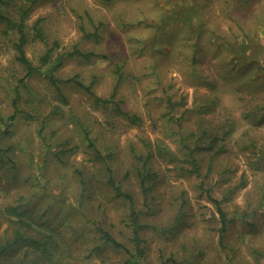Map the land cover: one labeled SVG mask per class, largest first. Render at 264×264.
Listing matches in <instances>:
<instances>
[{"label":"rangeland","instance_id":"374dc122","mask_svg":"<svg viewBox=\"0 0 264 264\" xmlns=\"http://www.w3.org/2000/svg\"><path fill=\"white\" fill-rule=\"evenodd\" d=\"M19 4L0 2V128L9 124L0 138V243L14 241L21 230L24 237L50 236L59 249L42 257L33 243L19 241L0 263L127 264L124 251L104 246L94 223L132 247L129 205L106 187L105 165L95 164L77 119L103 153H114L110 164L116 175L147 211L135 178L125 179L134 165L128 151L132 146L142 150L143 139L177 149L173 117L182 116L186 134L217 136L214 150L204 154L206 161L224 143L214 172L230 169L214 194L226 199L227 232L220 242L219 224L209 221L214 204L200 196L199 181L182 170L187 166L156 161L159 178L142 233L146 256L134 264H162L171 254L180 264H264V111H255L264 105V0H40L27 19L25 49L39 65L48 45L35 38L37 25L55 50L26 87L19 86L25 72L13 62L17 34L7 21L16 17ZM229 44L261 64L250 71L258 80L232 73V63H251L234 58ZM76 49L89 57L70 56ZM119 66L124 77L118 99L142 117L139 126L114 116L72 84L62 86L63 101L48 80L50 74L77 76L92 85L96 96L107 98ZM16 87L20 113L10 122ZM77 169L85 171L89 185L81 184ZM184 192L188 203L182 221L174 232H162L161 226L175 223Z\"/></svg>","mask_w":264,"mask_h":264},{"label":"trees","instance_id":"16d2710c","mask_svg":"<svg viewBox=\"0 0 264 264\" xmlns=\"http://www.w3.org/2000/svg\"><path fill=\"white\" fill-rule=\"evenodd\" d=\"M40 0H20V4L16 10V17L8 18L7 21L10 23L12 29L17 34L16 39L12 43V47L14 49L13 62L20 66L25 72L24 77L19 79V86L26 87V80L31 78L42 72V69L47 66L54 56L55 46L52 47L50 45V41L45 37L42 28L37 25L34 26L33 30L35 32V38L40 39L42 42H45L48 45V49L45 51L44 55L41 57L40 64L36 65L29 58L27 51L25 49L26 45L29 41V35L27 34V19L29 17L30 12L35 7L36 3ZM109 2L110 0H105ZM0 2H4V0H0ZM2 16V12L0 11V18ZM10 28H7L3 31L4 35H9ZM230 49L232 50V54L234 58L243 57L247 62L251 63L250 65L245 64L239 66L232 63V73L237 75L239 78L256 79L258 77L254 75V73H250V71L255 70V68L261 67L260 63L256 61H248L250 58L249 55H246L243 51H236L235 47L229 44ZM70 56L75 55H84L85 58H88L89 55L82 53L77 50L73 51L69 54ZM236 63V62H234ZM247 65L252 67L251 69H247ZM121 66L118 67L116 73L118 75L117 82L113 89L111 96L107 98L96 96L92 91V85H86L82 80L77 76H73L67 79L58 78L52 74L48 75V80L50 84L55 86L58 94L65 101L66 96L64 95L62 86L63 85H75L84 89L88 94L93 96L98 103L104 104V106L109 107L112 114L116 117H120L132 125H141L143 120L142 117L138 114L132 113L123 108L122 103L118 99L120 86L122 84V80L124 77L123 72L120 70ZM254 75V76H253ZM263 79V78H260ZM261 83L256 87V90H259ZM17 97L13 102L14 112L8 120L12 122L16 118V114L20 113L19 105H18V97L20 96L19 88L16 87ZM168 105H172V101H169ZM173 106V105H172ZM262 109L264 111V105L259 106L255 111ZM253 111V112H255ZM171 113L168 112L167 115ZM244 114V113H243ZM172 118V117H170ZM181 117H173L174 122L176 123L178 130L177 134L180 137L179 147L177 149H173L172 147L166 145L161 140H157L156 143H152L148 139H143V148L137 149L136 147H131L128 151L131 156H133V167L127 172L125 179H130L131 177L135 178V184L137 188H139V193L141 198L143 199V204L146 206V210L140 209L137 205L138 197L135 196L130 190L127 189L126 185L123 183L121 179L116 175L115 169L111 166L110 160L114 157V153H103L95 144V140L91 137L90 131L85 127L83 122L77 119V124L80 127L82 134L88 146L92 150L93 160L95 164H104L105 165V178L104 183L106 187L112 192L115 199H120L126 202L129 205V213H128V224L127 226L130 229V236L128 237L129 241L132 244H127V242L120 240L114 235V232L106 227L102 226L101 223H94L95 231L98 233L101 241L104 242V246H110L116 250L124 251L129 257L126 261L127 264H134L141 262L146 256V243L145 238H143L142 233L147 228V225L144 221V217L148 215V211L150 208V204H148L149 196L151 191L154 189L156 182H158V172L154 170V165L152 163L160 160H168V162H173L177 166L182 163L187 167L180 168L186 173V175L194 176L198 181V187L201 191L200 196H206V198L214 204L215 209H211L209 215V221L213 223L219 224V236L220 242H223L225 234L227 232L228 223L230 222V214L229 211L225 210L224 203L226 201L225 198L219 199L215 196V189L219 182L221 176L228 172L230 167L224 166L222 170L214 172V164L216 162V157L220 155L224 150V143L220 145L219 149H217L214 153L210 154L209 158H207L204 154L207 150H214L215 142L217 141V136L212 135L209 131H190V133L186 134L183 129V124L181 122ZM7 123V122H6ZM3 124L4 128H0V138L3 135L7 134V130L9 124ZM221 140L225 141L227 136L224 135L225 132H220ZM3 148H0L2 151ZM223 150V151H222ZM206 162V166L204 164ZM187 168V169H186ZM189 169V173L187 170ZM76 176H78L81 180V184L83 186L89 185L87 178H85V171L81 169L76 170ZM218 177L217 179H215ZM182 204H181V212L178 213L175 218V223L168 226H161L160 229L162 232H166L169 230L174 232L178 223L182 221V217L184 215L183 208L188 203V198L185 196V192L181 195ZM208 220V219H207ZM19 241H30L33 243L35 252L43 255L52 256V253L59 249V243L52 241V237L48 236L42 239H36L33 237H24V233L21 230H17L16 239L14 241H6L4 245L0 243V257L4 256L6 252L15 246ZM53 242V243H52ZM41 252V253H40ZM174 256V257H173ZM1 264V263H0ZM22 264V263H21ZM162 264H180L176 259L175 255L171 254L167 259H163Z\"/></svg>","mask_w":264,"mask_h":264}]
</instances>
